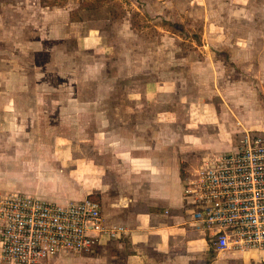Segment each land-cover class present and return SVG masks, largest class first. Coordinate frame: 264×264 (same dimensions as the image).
<instances>
[{
	"label": "rangeland",
	"instance_id": "obj_1",
	"mask_svg": "<svg viewBox=\"0 0 264 264\" xmlns=\"http://www.w3.org/2000/svg\"><path fill=\"white\" fill-rule=\"evenodd\" d=\"M205 104L264 135V0H0V183L59 141L156 149Z\"/></svg>",
	"mask_w": 264,
	"mask_h": 264
},
{
	"label": "crops",
	"instance_id": "obj_2",
	"mask_svg": "<svg viewBox=\"0 0 264 264\" xmlns=\"http://www.w3.org/2000/svg\"><path fill=\"white\" fill-rule=\"evenodd\" d=\"M215 116L205 104L189 124L195 132L167 135L156 149L146 144L139 149L109 148L112 137L102 147L97 141L94 148L81 144L76 149L64 140L58 143L55 160L48 152L23 156L14 171L6 157L3 179L8 182L0 187L63 204L96 194L106 222L125 229L121 238L90 253L53 258L64 264H264V249L219 253L188 223L186 177L198 159L233 149L247 131L241 120L237 126L231 121L230 128V120ZM188 150L197 156L187 155Z\"/></svg>",
	"mask_w": 264,
	"mask_h": 264
},
{
	"label": "built area",
	"instance_id": "obj_3",
	"mask_svg": "<svg viewBox=\"0 0 264 264\" xmlns=\"http://www.w3.org/2000/svg\"><path fill=\"white\" fill-rule=\"evenodd\" d=\"M188 223L214 250L264 249V135L245 131L229 151L207 154L184 183ZM101 204L85 197L57 203L0 190V262L42 264L64 254L90 253L121 238Z\"/></svg>",
	"mask_w": 264,
	"mask_h": 264
},
{
	"label": "trees",
	"instance_id": "obj_4",
	"mask_svg": "<svg viewBox=\"0 0 264 264\" xmlns=\"http://www.w3.org/2000/svg\"><path fill=\"white\" fill-rule=\"evenodd\" d=\"M87 197H88V198L95 199V200H97V201L100 203V201H99V199H98V196H97L96 194H90V195H88Z\"/></svg>",
	"mask_w": 264,
	"mask_h": 264
}]
</instances>
